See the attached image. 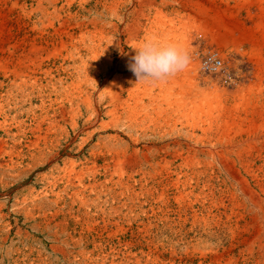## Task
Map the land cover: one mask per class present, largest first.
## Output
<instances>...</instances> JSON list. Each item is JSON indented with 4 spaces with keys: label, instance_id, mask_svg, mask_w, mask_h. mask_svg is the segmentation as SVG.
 <instances>
[{
    "label": "rangeland",
    "instance_id": "obj_1",
    "mask_svg": "<svg viewBox=\"0 0 264 264\" xmlns=\"http://www.w3.org/2000/svg\"><path fill=\"white\" fill-rule=\"evenodd\" d=\"M0 264H264V0H0Z\"/></svg>",
    "mask_w": 264,
    "mask_h": 264
},
{
    "label": "clouds",
    "instance_id": "obj_2",
    "mask_svg": "<svg viewBox=\"0 0 264 264\" xmlns=\"http://www.w3.org/2000/svg\"><path fill=\"white\" fill-rule=\"evenodd\" d=\"M189 63L190 56L181 47L148 39L135 49V55L130 58L127 67L138 82H157L183 72Z\"/></svg>",
    "mask_w": 264,
    "mask_h": 264
},
{
    "label": "built area",
    "instance_id": "obj_3",
    "mask_svg": "<svg viewBox=\"0 0 264 264\" xmlns=\"http://www.w3.org/2000/svg\"><path fill=\"white\" fill-rule=\"evenodd\" d=\"M199 71L205 74H217L223 67V62L217 51L208 49L199 55Z\"/></svg>",
    "mask_w": 264,
    "mask_h": 264
}]
</instances>
